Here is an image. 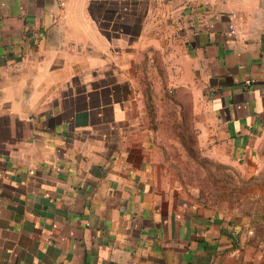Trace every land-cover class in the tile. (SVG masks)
<instances>
[{
  "label": "crops",
  "instance_id": "1",
  "mask_svg": "<svg viewBox=\"0 0 264 264\" xmlns=\"http://www.w3.org/2000/svg\"><path fill=\"white\" fill-rule=\"evenodd\" d=\"M168 144L264 180V0H0V264H264Z\"/></svg>",
  "mask_w": 264,
  "mask_h": 264
},
{
  "label": "rangeland",
  "instance_id": "2",
  "mask_svg": "<svg viewBox=\"0 0 264 264\" xmlns=\"http://www.w3.org/2000/svg\"><path fill=\"white\" fill-rule=\"evenodd\" d=\"M164 135L167 134L164 133ZM168 145L176 168L181 172V179L186 180L191 185L197 183L201 187V200L221 208L228 205L234 206V204L239 203L240 205L245 204L249 206L250 209H254L257 205V210L261 207L264 210V187H252L253 185H264L262 175L258 176V179L261 178L260 180L245 184L242 173H230L226 170V167L219 166L213 161L194 158L193 151H189L192 155L189 156L182 148V145ZM185 146L187 147L186 143ZM190 146L194 148L192 145ZM183 155L185 158H183ZM230 181H233V184L237 185V190L235 189V191L231 192ZM256 197H258L257 200L255 199Z\"/></svg>",
  "mask_w": 264,
  "mask_h": 264
},
{
  "label": "trees",
  "instance_id": "3",
  "mask_svg": "<svg viewBox=\"0 0 264 264\" xmlns=\"http://www.w3.org/2000/svg\"><path fill=\"white\" fill-rule=\"evenodd\" d=\"M148 106L150 107V112L152 113V111H153V105L151 103V97L150 96L148 97Z\"/></svg>",
  "mask_w": 264,
  "mask_h": 264
}]
</instances>
